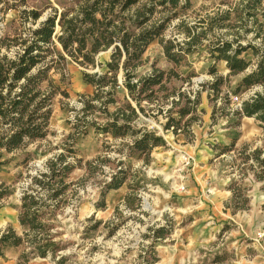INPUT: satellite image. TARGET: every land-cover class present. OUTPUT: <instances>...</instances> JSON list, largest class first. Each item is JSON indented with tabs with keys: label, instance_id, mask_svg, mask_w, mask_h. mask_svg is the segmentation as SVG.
<instances>
[{
	"label": "rangeland",
	"instance_id": "obj_1",
	"mask_svg": "<svg viewBox=\"0 0 264 264\" xmlns=\"http://www.w3.org/2000/svg\"><path fill=\"white\" fill-rule=\"evenodd\" d=\"M77 1L0 0V37L35 28L53 8L60 13ZM239 1L190 0L191 7L178 10V18L161 38L180 43L185 39L176 27L180 21L198 25L202 18L231 10ZM30 10L40 13L36 24L24 18L22 12ZM231 17L226 25L233 24ZM237 30L243 35L239 36L241 44L252 40L253 33H243L238 25L214 29L177 65L165 57L159 40L153 41L132 81L153 67L170 75L162 81L163 90L155 87L151 99L140 101L142 113L121 84L122 72L118 71L115 103L107 106V112L131 105L138 114L124 136L101 131L111 119L99 110L105 98L92 100L97 91L82 77L83 72L104 73L110 49L95 58L102 67L83 68L67 58L63 66L49 72V80L59 90L49 106L46 136L11 153L1 152L0 234L10 228L22 238L26 233L44 235V229L31 231L19 223L21 197L27 193L45 202L40 220L59 248L56 258H41L24 242L3 249L0 264H57L61 257V264H264V170L251 158L255 149L264 148V127L253 118L232 115L242 100L262 90L261 85H253L237 96L231 94L253 67L251 52L240 56L251 61L250 67L231 76L215 101L208 89L214 79L209 73L212 65L218 76L226 77L228 70L225 62L209 56L207 46L216 38L233 39L232 31ZM0 53L11 57L13 50L2 48ZM46 87L44 82L40 89ZM176 92L198 100L196 108L189 106L190 113L182 118L178 111L186 100H179ZM85 101H91L93 108L84 110ZM168 117L180 120L177 134L163 130ZM138 130L154 132L165 142L150 151L148 162L144 154H130L128 149L139 135L132 132ZM60 155L61 163L57 161ZM50 162H57L60 169L72 166L54 206L55 200L49 197L59 188L58 180L34 182L49 173ZM119 170L124 171V183L108 191L105 207L97 208L102 188ZM159 228L164 229L162 238L155 232Z\"/></svg>",
	"mask_w": 264,
	"mask_h": 264
},
{
	"label": "trees",
	"instance_id": "obj_2",
	"mask_svg": "<svg viewBox=\"0 0 264 264\" xmlns=\"http://www.w3.org/2000/svg\"><path fill=\"white\" fill-rule=\"evenodd\" d=\"M190 7V0H78L73 7L64 8L60 13L53 8L35 28L29 27L23 30L25 33L14 31L12 35L0 37V51L2 48L5 51L13 50L11 57L0 53V157L2 151L11 153L26 146L30 141L46 136L51 114L49 106L56 91L59 90V87H55L49 80V72L60 65L63 66L67 58L83 68H95L101 66L95 59L97 54L111 48L109 60L105 62L106 71L101 74L83 72L82 77L86 84L94 86L97 91L92 100L105 98L101 101L99 110L111 119L101 131L115 137L124 136L131 122L138 118V114L131 105L117 109L113 113L107 112V106L115 103L113 95L119 86L116 73L122 72L121 84L128 94L133 96L132 99L142 113L144 110L140 106V101L151 99L155 94V87L163 90L162 81L165 75H170V72L167 74L153 67L147 75L137 78L136 82L132 81L135 71L143 63L141 59L143 54L153 41L158 39L165 57L177 65L186 55L193 53L202 45L208 33L214 29L232 28V25H238L243 33L252 32L253 38L243 45L239 42L241 35L237 30L232 31L234 38L231 40L216 38L208 44L209 56L215 61L225 62L228 70L226 77L218 76L215 66L212 65L209 73L214 79L208 84V89L213 93L212 100L215 101L221 93L222 85L227 84L231 76L242 73L250 67L251 61L240 57L250 51L255 59L253 67L241 78L231 94L237 96L253 85H261L262 90L242 100L239 108L232 111V115L238 118H253L264 127L262 0H240L231 10L220 11L212 17H204L195 26H188L184 21H180L176 27L182 30L185 39L180 43L163 40L161 36L170 23L178 18V10L185 11ZM22 13L26 16L24 18L33 24H36L40 18V13L35 10ZM232 15L233 24L226 25ZM259 16L262 20L258 18ZM242 37L243 35L240 38ZM44 82L47 83V87L41 90V84ZM101 94L104 97H101ZM176 94L179 100L183 98L186 100L185 106L178 111L179 118H182L190 113L189 106L192 109L196 108L198 100L191 101L184 93L176 92ZM228 94L225 95L226 98ZM91 101H85L84 110L93 108ZM215 110L214 107L211 118L216 113ZM119 120L122 121L121 124L118 123ZM179 123L180 120L168 117L162 128L177 134L180 130ZM132 134L139 135L128 147L130 154L134 152L144 154L147 162L150 151L165 144L162 137L156 136L154 132L138 130ZM263 152L264 148L255 149L251 157L258 168H262L261 171L264 170V157H260ZM62 160L63 156H58L57 161L61 163ZM2 164L3 162H0V165ZM49 166V173L41 174V179H35L34 182L41 185L44 178H48L49 181L58 180L59 188H55L49 197L50 200H55L54 206L57 198L63 193L65 188L63 179L70 173L72 166H64L60 169L57 162H50ZM124 180V171L119 170L112 175L110 181L102 188L96 207L104 208L106 193L120 188ZM3 186V183H0V199L4 196ZM43 206L45 202L40 197L23 194L19 215L20 225L28 227L31 231L44 229V235L26 233L22 238L8 228L0 234V256L3 254V249L18 247L28 242L33 246L35 255L41 258L48 256L52 259L56 258L55 253L59 245L47 235L45 225L40 220L42 217L40 208ZM163 231V228H159L155 232L162 238ZM63 260L64 258H59L57 264H61Z\"/></svg>",
	"mask_w": 264,
	"mask_h": 264
},
{
	"label": "crops",
	"instance_id": "obj_3",
	"mask_svg": "<svg viewBox=\"0 0 264 264\" xmlns=\"http://www.w3.org/2000/svg\"><path fill=\"white\" fill-rule=\"evenodd\" d=\"M152 43H153V42H152ZM132 107H133V106H132ZM116 108H119V107H116ZM116 108H115V109H116ZM115 109H114V110H115Z\"/></svg>",
	"mask_w": 264,
	"mask_h": 264
},
{
	"label": "built area",
	"instance_id": "obj_4",
	"mask_svg": "<svg viewBox=\"0 0 264 264\" xmlns=\"http://www.w3.org/2000/svg\"><path fill=\"white\" fill-rule=\"evenodd\" d=\"M134 82H136V81H134Z\"/></svg>",
	"mask_w": 264,
	"mask_h": 264
},
{
	"label": "water",
	"instance_id": "obj_5",
	"mask_svg": "<svg viewBox=\"0 0 264 264\" xmlns=\"http://www.w3.org/2000/svg\"><path fill=\"white\" fill-rule=\"evenodd\" d=\"M110 50H111V48H110Z\"/></svg>",
	"mask_w": 264,
	"mask_h": 264
},
{
	"label": "bare ground",
	"instance_id": "obj_6",
	"mask_svg": "<svg viewBox=\"0 0 264 264\" xmlns=\"http://www.w3.org/2000/svg\"><path fill=\"white\" fill-rule=\"evenodd\" d=\"M181 160V159H180Z\"/></svg>",
	"mask_w": 264,
	"mask_h": 264
}]
</instances>
